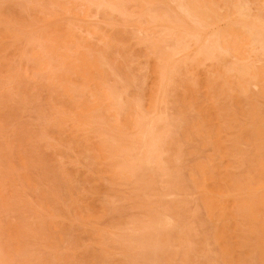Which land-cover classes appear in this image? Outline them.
<instances>
[{
	"label": "rangeland",
	"instance_id": "obj_1",
	"mask_svg": "<svg viewBox=\"0 0 264 264\" xmlns=\"http://www.w3.org/2000/svg\"><path fill=\"white\" fill-rule=\"evenodd\" d=\"M0 264H264V0H0Z\"/></svg>",
	"mask_w": 264,
	"mask_h": 264
},
{
	"label": "bare ground",
	"instance_id": "obj_2",
	"mask_svg": "<svg viewBox=\"0 0 264 264\" xmlns=\"http://www.w3.org/2000/svg\"><path fill=\"white\" fill-rule=\"evenodd\" d=\"M181 27V26H180ZM196 28V26H194Z\"/></svg>",
	"mask_w": 264,
	"mask_h": 264
}]
</instances>
